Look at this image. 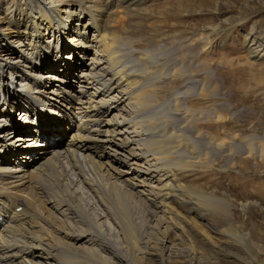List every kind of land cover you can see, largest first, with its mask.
<instances>
[{
	"label": "bare ground",
	"instance_id": "bare-ground-1",
	"mask_svg": "<svg viewBox=\"0 0 264 264\" xmlns=\"http://www.w3.org/2000/svg\"><path fill=\"white\" fill-rule=\"evenodd\" d=\"M110 1L104 4L106 10L100 8L101 11H96L94 15L95 4H102V0H50L49 4H45V0H19L18 7L20 5L23 7L19 9L26 12L25 22H15L13 15L7 11L8 7L4 15H0V77L8 71L10 77L7 81L14 83L12 86L4 83L7 87L6 94L2 92L4 87L0 85V99L3 102V107L2 105L0 107L5 108L3 111H10L9 114L15 122L18 121L15 118L17 113L15 111L22 110L18 119L23 121L22 124L19 123L24 129L23 132L30 131L29 120L34 122L31 132H28V138H23L24 135L14 138L18 132L15 123H8L6 113L0 118V146L2 148L0 152V264H37L35 262L37 259L42 260L43 264H50L49 262L80 264L85 261L109 264L107 260L99 261V250L92 248L86 236H76V239H81L83 246H91L89 249H84L82 253L71 250L67 244L59 240L53 241L50 238L49 242L44 241L48 236L45 232V225L50 227L55 224L61 228L68 226L66 220L58 225V218L69 214V223L77 226L85 225L89 229L88 235L104 238L111 244L109 238L107 239L101 232H98L96 224L90 222L86 212L74 204L77 199L75 198L76 192L70 189L69 184H67L68 188L64 184L68 180L71 185H84L89 193H95L97 189L103 191L104 183L108 186L109 192L103 194L108 201V206L101 201L99 195L97 199L107 213L106 215L113 220L121 237L124 253L128 255V259L122 256L124 264H139L144 254L148 255L151 251L157 253L160 264H166L172 257L177 259L186 257L187 264H201L192 248L181 246L187 241L185 238L177 240V243L174 240L176 235L175 232L171 234L170 226L180 234H183L184 229H178L172 222L175 221L174 217L177 215L169 205L171 203L178 206L186 205L189 207L188 211L194 212V217L197 219L190 224L194 230L199 232L200 237L203 235L208 238V234L199 228V223H203L202 219L214 214L208 206L186 195L172 181L179 173L192 171L203 164L201 155L197 156L201 154V149L197 147L202 141L205 143L204 150L206 151L203 156L213 153L222 157L227 151H234L235 147H240V150L245 149L240 153L243 160H264V143L258 139H264V137L252 136L230 142L207 139L203 130L196 125V119L200 118L202 113L184 109L179 103L185 100L184 95L187 93L185 92L187 88L185 91L181 90L182 93L174 94L171 100L161 105L157 103L153 92L162 88H159L161 79L158 74L161 71L170 70L171 78H174L177 75L175 74L176 66L173 64L168 66L165 63L150 64L144 52L132 51L137 58V61L133 62L136 68L131 67L134 66L131 64H127L130 69L127 68L124 62L126 57L124 58L123 54H119L112 47L111 40L103 37L100 25H98L100 22L105 23L107 15L111 13L107 11L111 5ZM133 3L132 0L128 1L130 5ZM61 5H66L69 11L62 10ZM76 7L79 8L80 14L88 17L87 22L80 20L81 16L73 18ZM42 23L45 26L42 27ZM79 27H82L81 32ZM49 30H54L53 37L51 36L49 40L50 44L48 47L40 48V39L44 38ZM29 31H31L30 43L26 42V37H23L29 34ZM65 32L67 36L70 32L66 38L70 46L68 56L70 62L74 60L75 54H80L81 51L78 57L80 59L79 70L73 74L69 89L61 84L60 86L55 80L52 83L53 79L49 77L51 72L37 67V61L45 53L56 57V64L64 63L61 71H57L59 69L55 66L54 73L58 76H65L69 72L72 74L75 68L72 64L69 65L64 55L65 52L60 48L61 35ZM33 42L36 44L34 45ZM5 44L7 48L3 51L2 46ZM53 46L57 48L52 54ZM34 53L37 54L34 55ZM31 56H34V60H30ZM253 57L260 56L253 55ZM129 58L128 55V60ZM41 70L45 74L40 73ZM197 80H195L196 83ZM202 80L200 81L201 87L195 84L200 87L195 95L199 99L204 92V79ZM49 84L51 88L54 84H57V87L47 92L46 87ZM192 86L189 88L196 87L191 88ZM10 90H13V94L18 96L19 100L8 96ZM179 97H182L181 100L178 99ZM21 100L24 103L21 104ZM172 101L176 103L172 105ZM16 103H20L21 108H17L14 114L12 110ZM30 103L43 105L40 112L42 115L45 113L54 116L46 118V121L52 124L44 120L38 122L41 120L40 117L38 119V115L36 117L33 110L26 109ZM46 103L50 104V108L46 106ZM178 108L183 111L181 118L178 117L180 122L172 125L175 120L168 121L166 114H173L172 112L176 114L177 111H181ZM64 115L66 119L62 118ZM138 115H142V119L134 122L132 120L134 117L131 116L138 117ZM91 116H98L99 121L103 123L101 128L97 129L99 131L96 136L91 135L94 134L93 130L87 126V121ZM72 117H74L73 121L70 119ZM125 121L129 128H125ZM144 128L149 132L145 137L141 132ZM127 129L129 130L126 131ZM69 130L72 133L70 135H68ZM2 134H4L3 137ZM62 141L65 148L60 147ZM38 143H42L39 149H37ZM36 150L39 153L37 152L38 156L34 157ZM17 152H21L20 155H17ZM140 152L145 153L141 160ZM78 156H81L80 159ZM81 162L91 167L99 184L96 185L93 181L91 183ZM155 162L159 165L154 164ZM122 164L128 167L127 170H124L125 167L123 168ZM65 166L69 167L68 172L65 171ZM69 174L75 178L74 182L71 181ZM143 176H149L158 184L154 186V183L147 182ZM122 177L127 179L119 181ZM41 179L58 184V181H63L61 183L64 184L69 196L64 190L65 201L60 200L57 204L50 202V199H46L47 194L44 189L34 183ZM129 179H131L130 182ZM37 195H42L41 201L50 205L47 215L41 211V201L38 200ZM150 202L152 204H149ZM130 206L137 208L144 215L146 230L148 229L145 235L139 234V227L132 217ZM210 207L224 212L217 201L213 202ZM17 209L19 210L16 211ZM158 209L162 211L157 212ZM96 214L100 216L97 212ZM57 228L53 227V232L60 233ZM209 230L224 242L228 243L230 240L241 242L235 238V233L221 227H209ZM150 237L155 250H151L152 248L147 243ZM121 249L118 250L120 252L117 255H125L121 254Z\"/></svg>",
	"mask_w": 264,
	"mask_h": 264
},
{
	"label": "rangeland",
	"instance_id": "rangeland-1",
	"mask_svg": "<svg viewBox=\"0 0 264 264\" xmlns=\"http://www.w3.org/2000/svg\"><path fill=\"white\" fill-rule=\"evenodd\" d=\"M107 1L102 0V4H95L96 10H94L95 13L93 14L95 15L96 11H101L100 8L106 10L107 8L104 4ZM128 1L111 0V5L107 10L111 13L107 15L105 23H97L100 25L103 37L111 40L112 47L119 54H123L124 58L126 57L124 59L125 65L131 64L134 65L131 67L136 68V64H133L134 61H137L134 52L141 51L146 54L150 64L165 63L168 66L172 64L176 66L175 74L177 75L174 78H171L170 70L161 71L158 74L161 79L159 88H162L153 92L157 103L161 105L171 100L174 94L182 93L181 90L185 91L187 88L185 91L187 93L184 95L185 100L179 101V103L182 104L181 106L184 109L202 113L201 117L196 119V125L203 130L207 139L230 142L231 140L240 141L243 138L252 136L264 137V0H132L134 1L133 5L128 4ZM18 2L19 0H0V15L3 16L6 7H8L7 11L13 15L15 22H25L26 12L20 10L23 9L21 5L19 9ZM44 3L49 4L50 0H45ZM127 5H129L128 8H126ZM61 6L62 10L69 11L66 5ZM79 16H81L80 20L83 22L88 21V17L85 14H80L79 8L76 7L73 18L75 19ZM79 31H82V27H79ZM30 32L23 35L28 43L31 41ZM53 32L54 30L47 31V35L40 39V48L49 46V40H51V36L53 37ZM69 35L70 32L68 33ZM68 36L67 32L61 35L60 48L65 52L64 55L69 61V65L72 64L73 68H75L72 74L69 72L65 76H58L57 73H54L55 66L59 69L57 71H61L64 63L62 62L63 64L61 65L60 63L56 64V57H52L50 54L43 53L42 57L37 61V67L45 69L46 72H51L49 77L53 79L52 83L55 80L59 85L61 84L64 88L69 89L73 74H76L77 70H79L80 59L78 57L81 55V51L80 54H75L74 60L70 62L68 59L70 46L66 41ZM33 44L35 45L36 42H33ZM7 46H9L8 43ZM2 47L3 51L7 48L6 44ZM55 48L57 47H52V54L55 52ZM132 51L134 52L132 53ZM36 54L34 53V55ZM128 55L130 57L129 60ZM253 55H259L260 57L256 58ZM126 59L129 63H127ZM30 60H34V56H31ZM129 65H127V68L129 67L130 69ZM40 73L45 74L43 70ZM11 74L13 75L12 72ZM23 75L26 74L23 73ZM181 75H184V77H181ZM9 77L8 71L0 77V85L4 87L2 92H5V94L7 87L4 86V83L9 86L14 84L7 81ZM202 79H204V92L199 99L195 95L201 87L200 81L202 82ZM195 80H197V83ZM13 81H15V78H13ZM51 84L46 87L47 92H51L54 87H57V84H54V87L51 88ZM182 84L184 87H182ZM192 85L196 87L190 89L189 87ZM8 96L19 100L18 96L13 94V90H10ZM181 98L179 97L178 99L181 100ZM22 103L24 101L21 100ZM175 103L172 101L171 104L174 105ZM2 104L1 100L0 106ZM21 104L16 103L12 113ZM46 106L50 108V104ZM2 107H0V118L7 114L8 123H15L16 131L18 132L14 138L23 135V138H28V132H31L34 122L28 119L31 127L29 128L30 131L23 132L24 129L19 124H22L23 121L21 122L18 119L22 110L15 111L17 112L16 114L14 112L15 118L18 120L15 122L9 114L10 111H3L5 108ZM26 109L33 110L36 117L38 115V119L40 117L41 120L38 122L54 117L45 113L42 115L40 110L43 109V105L30 103ZM178 110L181 111H177V115L175 112L166 114L168 121L172 122L175 120L172 125L180 122V115L183 111L180 108ZM24 116H26V113H24ZM131 117L134 118L132 119ZM131 117L134 122H137L143 116ZM62 118L66 119V115ZM73 118L70 119L73 121ZM98 118V116H91L87 121V126L93 130L94 134H91L92 136L97 135L99 131L97 129H100L103 124ZM169 118L171 119L169 120ZM176 121L178 122L176 123ZM46 122L52 124L50 121ZM90 122L93 126H90ZM127 125L128 123L125 121V128H129ZM141 132L144 137L149 133L148 129L145 128L141 129ZM70 134L72 133L69 130L68 135ZM44 137L47 139L46 136ZM258 139L264 143V139ZM204 144V141L198 144L197 148L201 149V154L197 155L196 153L197 156L201 155L203 164L192 171L179 173L172 182H175L186 195L194 197L199 203H204L210 208L214 215L202 219L203 223H199V228L205 231L211 240L203 235V237H200L199 232L192 228L190 223L197 219L194 217V212L188 211L189 207L186 205L178 206L174 203L169 205L177 215V217H174L175 221L173 220L172 222L178 229H184V232L180 234L179 231H174V228L170 226L171 234L175 232L176 238L174 240H176V243L177 240L185 238L187 241L181 246L192 248L201 264H264V160H243L240 153L245 149L242 148L240 150V147H235L234 151H227L222 157L213 153L203 156L206 153ZM39 146H42V143H38L37 149L41 148ZM64 146L62 141L60 147L65 148ZM1 151L2 148L0 146ZM35 152L34 157L38 156L39 153L38 150ZM142 152H140V160L145 154ZM17 153V155H20L21 152ZM80 157L78 156L79 159ZM154 164L159 165L156 162ZM81 166H83L91 183L99 184L91 167L85 165L84 162H81ZM122 167H125L124 170L128 168L123 164ZM69 170V167L65 166V171L68 172ZM113 174L118 177L115 173ZM128 176L131 178L129 174ZM69 177L71 181H75L73 180L75 178L70 176V174ZM143 178H146L145 180L149 183H154V186L158 184L149 176H143ZM126 179V177H122L119 181H125ZM130 181L131 179H129ZM58 182L59 184L41 179L39 182L35 181L34 183L44 189L47 194L46 199H50V202L56 204L60 200L65 201L64 190L67 193V189L64 184H66L67 188V184H69L70 189L76 192L75 198L77 199L74 204L78 205L77 207L83 212H86L90 222L96 224L98 232H101L107 239L109 238L111 244L104 238L88 235L89 229L87 226L80 224L77 226L71 222L69 223V214L63 216L64 218L57 217L59 220L58 225L61 224V221L66 220L68 226L61 228L55 224L50 227L45 225V232L48 235L46 238L48 239L44 236V241L47 240L49 242L50 238L53 241L59 240L61 243L67 244L71 250L82 253L84 249L91 248V246H83L80 242L81 239H76V236L83 235L90 241L93 249L99 250L100 262L107 260L109 264H124L122 256L128 259V255L124 253L121 237L113 220L106 215L107 213L97 199L99 195L98 197L101 201L108 206V201L103 195L109 192L108 186L104 183L103 191L97 189V192L89 193L85 190L84 185H71L70 180L65 181L64 184H62L63 181ZM172 182H170L171 185H173ZM37 196L38 200L41 201L40 197L43 196ZM216 201L219 202L224 212L216 211L210 207ZM192 202L194 203V200ZM149 204L152 203L150 202ZM40 205L41 211L47 215L46 213L50 211V205L44 204L43 201H41ZM130 210L136 225L139 227V234L145 235L148 229L146 230L147 225L144 223V215L135 207L130 206ZM158 210L156 211H162L161 209ZM55 226L56 228L58 227L57 229L61 234L53 232V227ZM215 226L235 233V238L242 243L234 240H230L227 243L223 239H218L216 234L209 230V227L213 228ZM53 234L56 235L54 236ZM147 243L152 248L151 250H155L152 246L153 240L151 237L150 239L148 238ZM119 249H121V254L125 255H117L120 252L118 251ZM35 262L43 264L42 260L37 259ZM49 263L52 264L51 262ZM80 264L95 263L85 261ZM139 264H160L157 253L151 251L148 255L144 254ZM166 264H187L186 257H178V259L172 257Z\"/></svg>",
	"mask_w": 264,
	"mask_h": 264
}]
</instances>
